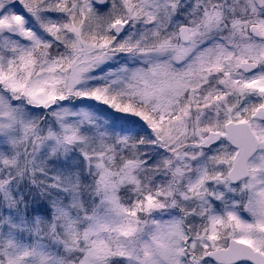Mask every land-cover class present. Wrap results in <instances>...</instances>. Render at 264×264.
I'll return each instance as SVG.
<instances>
[{
	"label": "snow or ice",
	"instance_id": "obj_1",
	"mask_svg": "<svg viewBox=\"0 0 264 264\" xmlns=\"http://www.w3.org/2000/svg\"><path fill=\"white\" fill-rule=\"evenodd\" d=\"M0 264H264V0H0Z\"/></svg>",
	"mask_w": 264,
	"mask_h": 264
}]
</instances>
